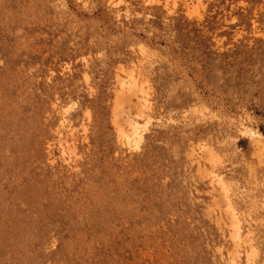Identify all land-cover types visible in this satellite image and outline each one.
<instances>
[{
    "label": "rangeland",
    "instance_id": "obj_1",
    "mask_svg": "<svg viewBox=\"0 0 264 264\" xmlns=\"http://www.w3.org/2000/svg\"><path fill=\"white\" fill-rule=\"evenodd\" d=\"M241 124L264 145V0H0V264H264Z\"/></svg>",
    "mask_w": 264,
    "mask_h": 264
},
{
    "label": "bare ground",
    "instance_id": "obj_2",
    "mask_svg": "<svg viewBox=\"0 0 264 264\" xmlns=\"http://www.w3.org/2000/svg\"><path fill=\"white\" fill-rule=\"evenodd\" d=\"M198 1L200 0H197V4ZM118 90L123 100L131 101L132 97L134 98L136 97L140 102V105L138 106L137 109L138 111L136 112L135 115L133 114L134 116H131L132 114H129L130 112L129 113L125 111L122 112L124 114V116L122 117L124 121V125L121 124L119 125V134L121 138L127 144L135 148H138L143 138V132L147 127V125H149V122L152 118L151 114L148 112L150 109V106L147 105L148 100L140 95V93L144 92V89L142 84H138L137 79L133 73L129 72L127 73V75L118 78ZM143 116L144 118H142ZM240 130L243 134L247 135L252 140L251 143L257 146V149H260L262 152L264 151V145L261 140V134L258 130L245 124H241ZM256 153H260V152H256ZM225 180L219 174H216L215 177L213 178V181L216 182L218 186L221 187L222 190H224V192H227L228 183L226 184ZM226 201H227L226 202L227 208L230 211L229 212L230 218L232 220L230 225L231 227L230 238L236 243L237 247H240L241 244L245 241L242 235L240 219L232 204V201L230 200L229 195L227 196V194H226ZM231 261H232L231 264H235V261L233 259H231Z\"/></svg>",
    "mask_w": 264,
    "mask_h": 264
}]
</instances>
